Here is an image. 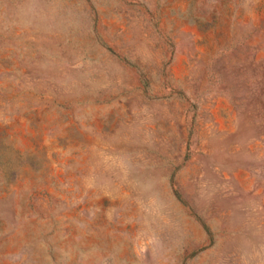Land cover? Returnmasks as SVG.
Masks as SVG:
<instances>
[{
    "label": "rangeland",
    "instance_id": "rangeland-1",
    "mask_svg": "<svg viewBox=\"0 0 264 264\" xmlns=\"http://www.w3.org/2000/svg\"><path fill=\"white\" fill-rule=\"evenodd\" d=\"M0 264H264V0H0Z\"/></svg>",
    "mask_w": 264,
    "mask_h": 264
}]
</instances>
